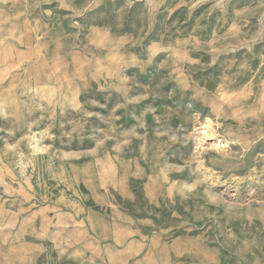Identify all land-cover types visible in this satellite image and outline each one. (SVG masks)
Returning <instances> with one entry per match:
<instances>
[{"label":"rangeland","instance_id":"rangeland-1","mask_svg":"<svg viewBox=\"0 0 264 264\" xmlns=\"http://www.w3.org/2000/svg\"><path fill=\"white\" fill-rule=\"evenodd\" d=\"M155 242L264 264V0H0V264Z\"/></svg>","mask_w":264,"mask_h":264},{"label":"crops","instance_id":"crops-1","mask_svg":"<svg viewBox=\"0 0 264 264\" xmlns=\"http://www.w3.org/2000/svg\"><path fill=\"white\" fill-rule=\"evenodd\" d=\"M183 250L184 248L180 249L178 248V251L180 253H183ZM182 251V252H181ZM160 252L158 251L157 252V248H156V242L154 244V247H153V252H152V256L154 257V260L152 259L151 260V264H160L161 261L158 259H155L159 254ZM158 254V255H157ZM190 254L199 257L200 259V263L199 264H216V258L214 259V257H212V255H210L208 252H206L205 250H203V248H196V249H190ZM160 256V255H159ZM163 263H167V260L166 261H162Z\"/></svg>","mask_w":264,"mask_h":264}]
</instances>
